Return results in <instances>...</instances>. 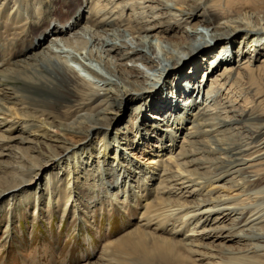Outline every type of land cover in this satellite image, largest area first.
<instances>
[{
	"label": "bare ground",
	"instance_id": "bare-ground-1",
	"mask_svg": "<svg viewBox=\"0 0 264 264\" xmlns=\"http://www.w3.org/2000/svg\"><path fill=\"white\" fill-rule=\"evenodd\" d=\"M99 1L104 14H97L94 28H124L140 42L157 41L155 45L147 41L154 57L137 51L144 43L136 46L132 56L151 65L158 72V81L168 86L178 82L187 65L190 70L194 67L182 79L192 78V92L186 100L191 99L195 85L204 84V103L210 99L208 104L192 101L184 110L179 106L172 109L171 102L159 95V88L147 90L108 66L106 71L121 86L113 84L111 90L104 81L102 90H97L84 79L78 83L69 64L57 59L60 64L55 67L48 53L21 60L1 73L0 115L9 114L2 102L16 106L11 102L18 100L13 89L21 85L25 94L16 102L26 108L15 109L17 126L26 130L29 141H38V152L49 158L46 166L66 158L56 172L57 180L65 177L71 194L77 197L82 195L83 184H102L109 194L118 193V200H123L135 193V180L162 183L159 197L148 202L149 207H169L164 216L181 223L177 230L191 226L177 244L161 239L148 247L140 239L144 240L140 247L149 249L163 264H264V107L258 108L264 106V97L256 98L258 104L248 102L253 96L247 85L251 76L264 82V0ZM138 8L141 13H135ZM125 9L133 14L125 15ZM161 10L168 13L153 17ZM148 17H153L152 26L145 21ZM197 26L212 33L208 39L202 36L201 50L195 38ZM225 39L230 40L214 52L210 45ZM217 52L219 55L214 54ZM17 56L24 58L25 52L19 50ZM175 88L182 93V84ZM36 89L43 90L38 99ZM221 96L227 99H222L223 104ZM242 99L247 110L236 111ZM211 102L215 113L208 110ZM62 103L69 105L63 107ZM71 104L97 106V110L71 120ZM129 111L130 120L122 123ZM115 123L118 127L113 129ZM83 125L85 130L80 128ZM81 135L83 139L70 143L68 138ZM136 149L151 154L150 170L141 172L135 167L130 154ZM225 191L238 195L223 194ZM50 193L53 197L52 190ZM196 236L205 242H196ZM178 249L188 253L189 261L180 259Z\"/></svg>",
	"mask_w": 264,
	"mask_h": 264
},
{
	"label": "rangeland",
	"instance_id": "rangeland-1",
	"mask_svg": "<svg viewBox=\"0 0 264 264\" xmlns=\"http://www.w3.org/2000/svg\"><path fill=\"white\" fill-rule=\"evenodd\" d=\"M102 4L99 0H0V76H3L2 72L13 69L12 64L36 54L43 56L49 53L55 67H58L60 60L69 64L73 71L71 72L79 77L78 83L84 79L97 90H102L104 81L110 85L108 89L111 90L115 88L113 84L121 86L117 78L106 71L105 67L108 66L111 70L126 73L129 80L144 85L143 88L147 90L159 88V95L163 94L165 101L171 102L172 109L179 106L184 110L192 101L201 106L208 104L210 99L204 103L207 91L204 84L197 85L198 95L195 85L191 99L186 100L192 92L189 84L192 78L182 79L190 70L189 65L185 66L187 69L180 74L178 82L175 80L174 84L170 83L173 87L171 88L170 85L158 81V72L152 70L151 65L132 56L136 46L144 43V48H137V51L141 55L154 57L148 49L147 41L150 39H142L140 42L135 38L136 35L133 38L124 28H94L97 14H104L101 12ZM141 12L139 8L135 10V13ZM167 13L161 10L153 17ZM124 14L129 16L133 13L125 9ZM153 17L145 19L149 21L148 25H153ZM125 20L128 18L125 17ZM196 30L195 38L200 44L197 49H200L203 44L202 36L208 39L212 33L210 29L201 26H197ZM117 34L122 35L119 38ZM228 40L230 39L214 41L210 46L215 48V52L216 47ZM150 43L155 45L158 42L150 40ZM19 50L25 52L24 58L17 56ZM124 54L132 57L123 59L121 56ZM158 57L160 58L159 55ZM254 65L253 69L256 70L258 63ZM193 68L189 71L190 74ZM134 72L139 75L134 77L136 75L130 74ZM202 75L203 72H200L199 78ZM245 76L247 79V74ZM250 78L247 79V85L253 97L248 102L258 104L256 98L262 95V100L264 97V82L258 81L254 76ZM198 81L200 79L194 83L198 84ZM180 84L183 91L178 94L175 87ZM21 89V85L13 89L18 100L25 94ZM42 92L43 90H35L37 99L42 96ZM224 98L226 99L224 96L219 98L222 104L225 103L222 100ZM18 100L11 101L15 103V107L1 103L9 114L0 115V264H163L158 257L151 256L153 253L149 249L140 247L139 242L145 240L149 247L153 240L170 239L177 244L191 231V226L177 230L181 223L164 216L169 207H149L148 202L159 197L158 192L162 190L163 184L158 181L151 182L148 178L143 181L135 180V193L123 200H118V193L116 196L109 194L102 184L82 183V195L77 197V194H71L65 177L57 180L56 175L61 169L59 165L66 158L46 166L49 158L38 152V141H29L26 130L17 126L20 122L15 119V109H20L21 106L26 108L16 102ZM212 103L208 110L215 113ZM62 104L63 107L69 105ZM71 105L74 112L71 120L83 113L94 114L97 110V106ZM245 107L242 99L238 100L234 109L244 111L247 110ZM263 107L262 104L258 105V108ZM64 109L66 108H61V111ZM171 114L173 117V112ZM130 115L131 111L127 112L122 123L128 122ZM231 116L233 115H228ZM116 126L118 127V123L113 124V129ZM80 128L85 130L86 126ZM83 137L81 135L79 138L68 139L70 143H77ZM130 157L138 171H143L144 168L150 170L151 154L146 155L136 149ZM223 194L238 195V192L225 191ZM71 195L73 197L70 200ZM141 238L144 240H140ZM195 241L205 242L201 236H196ZM178 254L182 261H189L188 253L178 249Z\"/></svg>",
	"mask_w": 264,
	"mask_h": 264
}]
</instances>
